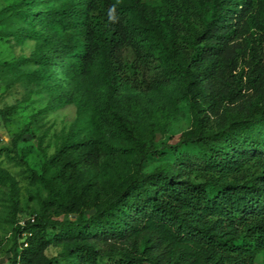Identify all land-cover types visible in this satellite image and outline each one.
<instances>
[{"label": "trees", "instance_id": "trees-1", "mask_svg": "<svg viewBox=\"0 0 264 264\" xmlns=\"http://www.w3.org/2000/svg\"><path fill=\"white\" fill-rule=\"evenodd\" d=\"M38 3L44 12L33 10ZM259 10L264 0H22L0 11V21L11 12L29 26L28 39L51 50L47 55L38 47L28 79L52 89L55 61L63 63L73 92L58 88L59 105H75L80 115L40 175L29 171L47 196L33 221L14 228L11 264H257L264 255ZM39 21L52 36L37 30ZM235 43L241 49L228 55ZM179 66L191 68L185 98L192 120L169 148L175 160L125 173L121 184L105 191L97 177L103 160L160 156L158 147L143 142L144 115L161 114L166 125L171 110L145 108L129 95L123 96L124 114H91L96 91L147 94L176 77ZM156 67H164L163 74L154 73ZM16 112L8 107L0 116ZM214 117L221 119L216 128ZM26 131L12 139L13 151ZM187 146L197 152H182ZM50 233L67 244L48 258Z\"/></svg>", "mask_w": 264, "mask_h": 264}, {"label": "rangeland", "instance_id": "rangeland-1", "mask_svg": "<svg viewBox=\"0 0 264 264\" xmlns=\"http://www.w3.org/2000/svg\"><path fill=\"white\" fill-rule=\"evenodd\" d=\"M21 2L22 0H0V11L8 7L15 9ZM45 9L40 3L33 8L35 12H44ZM256 18L264 28V11L259 10ZM36 28L52 36L51 31L40 21L36 22ZM28 30L29 26L11 15V12L6 13L0 21V109L13 106L17 108V112L6 120L0 116V239L3 241L0 264H11L10 249L14 243V228L38 215L39 200L47 196L40 183L31 182L29 171L40 175L45 160L54 154L62 139L77 128L80 119L75 105H59L58 88L67 93L73 92L62 68L63 63L55 61L53 71L58 83L52 85V89L39 86L28 79V73L37 68L30 61L37 59L38 47L41 46L47 55L51 53L41 42L28 39L25 36ZM240 49L241 45L235 43L228 55ZM156 68L154 73L163 74L164 67ZM178 69L176 77L163 81L157 89L147 94L124 89L110 97L106 88L96 91L91 114H95L97 110L124 114L123 96L129 95L139 97L145 108L167 106L171 110V118L166 125L162 124L161 114L156 117L144 115L143 142L147 146L158 147L160 156L148 155V158L141 160L136 155L128 159L113 155L114 157L103 160L102 166L97 169V177L105 191L113 190L121 184L125 173L136 172L138 169L152 171L175 160L176 157L169 148L177 145L180 135L190 127L192 120L189 102L185 98L191 68L179 66ZM204 84L210 90L211 86L207 82ZM251 97L252 100L255 99V96ZM220 122V117L212 119L215 128ZM25 128L27 131L13 151L12 139ZM181 151L195 153L197 148L187 146ZM93 214L94 211L86 212L84 219ZM76 219L77 217L72 216L60 218L62 221ZM53 234L50 233L53 243L45 252L48 258L61 254L67 244L66 239L56 241ZM59 262L65 264L64 259ZM257 264H264V255L258 257Z\"/></svg>", "mask_w": 264, "mask_h": 264}, {"label": "built area", "instance_id": "built-area-1", "mask_svg": "<svg viewBox=\"0 0 264 264\" xmlns=\"http://www.w3.org/2000/svg\"><path fill=\"white\" fill-rule=\"evenodd\" d=\"M31 221H33V219ZM21 225H23V224H21Z\"/></svg>", "mask_w": 264, "mask_h": 264}]
</instances>
